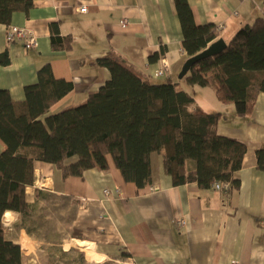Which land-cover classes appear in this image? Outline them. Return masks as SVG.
<instances>
[{"label": "crops", "instance_id": "0c3cea01", "mask_svg": "<svg viewBox=\"0 0 264 264\" xmlns=\"http://www.w3.org/2000/svg\"><path fill=\"white\" fill-rule=\"evenodd\" d=\"M187 1L196 23H223L215 29V39L223 37L226 42L241 24L264 18V0ZM77 4L87 9L79 11ZM120 18L125 23H118ZM51 21L58 22L60 33L71 35L68 48L51 44ZM9 24L33 31L36 44L26 47L21 40L8 41ZM181 39L173 0H32L27 13L16 10L8 23L0 22V52L8 56L0 63V87L13 98H23V86L35 82L37 68L49 62L55 76L73 84L49 112L83 102L109 77L106 66L92 61L109 51L147 80L179 81L204 110L220 112L218 133L246 145L226 194L196 181L172 184L159 154L151 156L150 180L142 186L124 180L110 156L106 170L94 166L67 177L54 164L38 162L27 194L32 200L34 187L51 193L37 205L44 209L45 220L53 216V238L42 231L28 235L16 226L17 212L3 214L6 238L20 243L30 264H83L82 252L85 261L96 264H227L232 256H238V264H264V170L256 166L255 158V149L264 144V90L257 93L250 113L239 115L233 103L219 100L211 86L189 85L177 76L187 57ZM161 45L164 52L149 59ZM164 61L170 73L154 76ZM257 66L263 67L264 59ZM3 147L0 139V150ZM153 184L157 187L150 190ZM81 199L86 200L83 208ZM178 216L185 219L181 227L174 225Z\"/></svg>", "mask_w": 264, "mask_h": 264}, {"label": "trees", "instance_id": "16d2710c", "mask_svg": "<svg viewBox=\"0 0 264 264\" xmlns=\"http://www.w3.org/2000/svg\"><path fill=\"white\" fill-rule=\"evenodd\" d=\"M183 52L190 56L213 41V23H196L187 0H173ZM32 0H0V22L8 23L14 11L27 13ZM50 42L68 48L71 35L62 34L57 21L49 23ZM164 52L161 45L149 59ZM264 18L241 24L219 52L189 66L182 78L189 84L209 85L217 98L232 102L235 112L248 115L259 91L264 90ZM8 61L0 52V63ZM94 63L106 66L109 77L90 90L83 102L49 112L53 102L72 88V81L54 75L49 62L36 70V81L23 86L24 97L13 98L0 87V264H27L20 243L6 238L3 214H18L16 226L28 235L41 233L46 223L40 198L47 190L27 187L35 180L38 162L54 164L62 177L81 175L89 167L108 168V157L122 178L142 186L150 180V160L159 154L172 184L196 181L210 187L213 181H230L241 166L244 141L218 133V111H206L189 89L166 78L150 81L116 61L107 51ZM256 166L264 170V144L255 149Z\"/></svg>", "mask_w": 264, "mask_h": 264}, {"label": "built area", "instance_id": "2783aa9c", "mask_svg": "<svg viewBox=\"0 0 264 264\" xmlns=\"http://www.w3.org/2000/svg\"><path fill=\"white\" fill-rule=\"evenodd\" d=\"M75 8L79 11H85L87 9L85 4H77ZM118 23L123 24L125 23L124 18H120L118 20ZM223 26V23H218L215 26V29L218 30ZM6 39L8 41H14V40H21L26 47L33 46L36 44L37 36L36 34L31 31L30 29L24 27V26H19L16 24H9L7 26L6 30ZM170 73V68L169 65L164 61L159 68L153 71V75H167ZM211 186L220 190L222 193L226 194L229 189H230V181H213L211 183ZM156 184L151 185L150 190H155L156 189ZM104 192L107 194L109 193L108 189H104ZM117 194H120V191L118 190L116 192ZM86 206V200L81 199L80 201V207L83 208ZM185 224V219L182 216H178L175 218L174 225L175 227H181L182 225ZM238 256H232L228 259L227 264H238Z\"/></svg>", "mask_w": 264, "mask_h": 264}, {"label": "water", "instance_id": "95a60500", "mask_svg": "<svg viewBox=\"0 0 264 264\" xmlns=\"http://www.w3.org/2000/svg\"><path fill=\"white\" fill-rule=\"evenodd\" d=\"M226 46V41L223 39V37H218L208 43L207 46L202 48L200 51L187 56L184 60L179 72L177 73V76L180 78L183 76V74L187 71L190 65L195 63L197 60L211 54H215L219 51H221Z\"/></svg>", "mask_w": 264, "mask_h": 264}, {"label": "rangeland", "instance_id": "374dc122", "mask_svg": "<svg viewBox=\"0 0 264 264\" xmlns=\"http://www.w3.org/2000/svg\"><path fill=\"white\" fill-rule=\"evenodd\" d=\"M53 218V216H51V218L50 217H48L47 218V220H46V223L45 224H43V225H41L39 228H40V230L43 232V234L44 235H46L49 239H52L53 238V236L55 235V233H56V228H55V224H54V220L52 219ZM88 256V255H87ZM60 257V259H62V261H64L63 259H64V256H59ZM82 263L83 264H85V262H86V264L88 263V264H91V263H95L96 264V262H94L93 260H92V262H91V260H89L88 262L87 261H85V254H84V252H82ZM65 263V262H64ZM27 264H30V260H28V262H27ZM112 264V263H111ZM114 264V263H113Z\"/></svg>", "mask_w": 264, "mask_h": 264}]
</instances>
